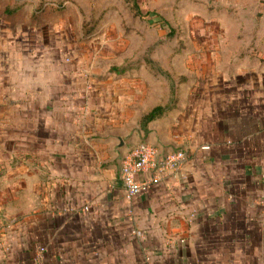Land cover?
Returning a JSON list of instances; mask_svg holds the SVG:
<instances>
[{
  "label": "crops",
  "instance_id": "obj_1",
  "mask_svg": "<svg viewBox=\"0 0 264 264\" xmlns=\"http://www.w3.org/2000/svg\"><path fill=\"white\" fill-rule=\"evenodd\" d=\"M78 2L3 0V28L8 6L30 25L1 35L28 49L0 60V264H264V42L222 67L199 96L209 108L192 115L181 98L143 131L122 93L52 60L71 24L59 11ZM144 142L187 162L139 175L155 181L129 199L122 160Z\"/></svg>",
  "mask_w": 264,
  "mask_h": 264
},
{
  "label": "rangeland",
  "instance_id": "obj_2",
  "mask_svg": "<svg viewBox=\"0 0 264 264\" xmlns=\"http://www.w3.org/2000/svg\"><path fill=\"white\" fill-rule=\"evenodd\" d=\"M5 6L0 0V11ZM12 8L4 12V28L17 35L21 24L30 23L12 19ZM59 12L69 14L71 24L63 22L70 28L58 44L66 49L52 60L64 61L75 76L98 79L100 90L122 93L125 121L143 131L147 114L156 107L170 113L181 98L192 115L196 106L209 108L210 100L199 96L225 77L222 67L245 54L242 46L264 42V0H80ZM4 28L0 23V60L10 59L3 56L9 51L26 53L22 41L15 44L12 37L9 48L3 47ZM33 38L35 46L42 42L31 34L25 41ZM42 53L34 57L40 67ZM51 66L58 70V64ZM17 72L23 75L25 69Z\"/></svg>",
  "mask_w": 264,
  "mask_h": 264
},
{
  "label": "built area",
  "instance_id": "obj_3",
  "mask_svg": "<svg viewBox=\"0 0 264 264\" xmlns=\"http://www.w3.org/2000/svg\"><path fill=\"white\" fill-rule=\"evenodd\" d=\"M186 162L187 154L182 150L164 152L160 147L147 142L132 147L124 156L121 164V180L126 196L133 199L151 189L155 179L148 178L140 181L139 175L150 174L154 171L178 172ZM43 251L44 249L40 252Z\"/></svg>",
  "mask_w": 264,
  "mask_h": 264
},
{
  "label": "trees",
  "instance_id": "obj_4",
  "mask_svg": "<svg viewBox=\"0 0 264 264\" xmlns=\"http://www.w3.org/2000/svg\"><path fill=\"white\" fill-rule=\"evenodd\" d=\"M167 109L163 108V107H156L154 108L149 114H147L144 118H143V124L147 125L150 122L162 117L164 114H166Z\"/></svg>",
  "mask_w": 264,
  "mask_h": 264
}]
</instances>
